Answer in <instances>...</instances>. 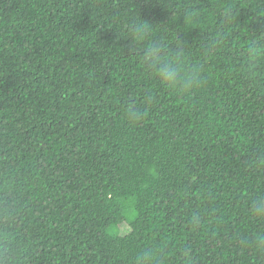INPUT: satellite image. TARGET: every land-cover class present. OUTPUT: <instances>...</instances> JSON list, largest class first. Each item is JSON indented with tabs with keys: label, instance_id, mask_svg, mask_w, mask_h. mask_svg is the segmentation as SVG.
<instances>
[{
	"label": "trees",
	"instance_id": "obj_1",
	"mask_svg": "<svg viewBox=\"0 0 264 264\" xmlns=\"http://www.w3.org/2000/svg\"><path fill=\"white\" fill-rule=\"evenodd\" d=\"M139 16L198 90L145 71ZM261 34L264 0H0V264H264Z\"/></svg>",
	"mask_w": 264,
	"mask_h": 264
},
{
	"label": "clouds",
	"instance_id": "obj_2",
	"mask_svg": "<svg viewBox=\"0 0 264 264\" xmlns=\"http://www.w3.org/2000/svg\"><path fill=\"white\" fill-rule=\"evenodd\" d=\"M150 23H145L140 16L129 25V40L133 50L139 52V62L146 72L151 73L165 91L188 96L198 90L203 84V68L191 63L182 42L176 41L172 47V41L163 34H154ZM163 28V27H160ZM213 48H209L207 54H212ZM240 71L247 78L254 79L257 75V68L264 64V34L253 37L246 49L240 53ZM129 119H136L138 116L136 107L129 106L127 109ZM251 211L253 216L264 219V197L253 201ZM10 233L0 231V246L10 239ZM258 243H264V234L257 237ZM155 254L144 253L137 259V264H155Z\"/></svg>",
	"mask_w": 264,
	"mask_h": 264
}]
</instances>
